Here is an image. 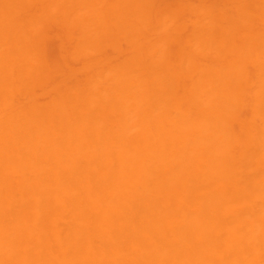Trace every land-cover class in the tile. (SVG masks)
<instances>
[{"label": "bare ground", "instance_id": "6f19581e", "mask_svg": "<svg viewBox=\"0 0 264 264\" xmlns=\"http://www.w3.org/2000/svg\"><path fill=\"white\" fill-rule=\"evenodd\" d=\"M0 264H264V0H0Z\"/></svg>", "mask_w": 264, "mask_h": 264}]
</instances>
